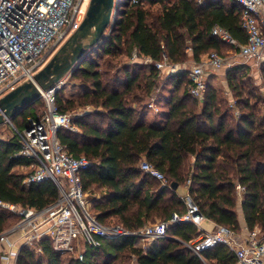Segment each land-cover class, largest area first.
Wrapping results in <instances>:
<instances>
[{
    "label": "trees",
    "instance_id": "trees-1",
    "mask_svg": "<svg viewBox=\"0 0 264 264\" xmlns=\"http://www.w3.org/2000/svg\"><path fill=\"white\" fill-rule=\"evenodd\" d=\"M114 11L102 41L69 74L84 92L76 99L62 97L61 88L55 94L62 113L78 106L100 108L71 117L79 131L57 132L69 154L89 161L80 177L84 192L98 193L92 199L97 219L129 231L167 221L173 213L185 212L176 189L186 186L205 218L238 233V183L244 188L240 207L246 228L264 233V99L245 90L244 64L225 72L235 98L231 106L209 80L203 98L193 97L190 69L182 67L188 59L199 63L218 54L222 45L234 48L212 34L214 25L245 42L239 5L233 0H116ZM131 56L148 57L152 63L131 64ZM163 57L176 66L164 76L154 65ZM260 69L264 84V63ZM161 82L170 86L168 98L158 115L146 120L148 100ZM28 115L38 113L25 108L11 121L23 128ZM19 149L14 133L0 140V200L43 209L56 201L58 189L49 179L22 183L32 161L20 156ZM142 160L163 173L164 184L140 169ZM12 218L18 219L0 207V232ZM198 234L191 223L175 222L149 245L136 235L103 239L98 247L87 248L82 260L66 263L50 239L43 238L32 247L21 246L15 264H234L221 244L203 249L201 259L188 246Z\"/></svg>",
    "mask_w": 264,
    "mask_h": 264
},
{
    "label": "built area",
    "instance_id": "built-area-1",
    "mask_svg": "<svg viewBox=\"0 0 264 264\" xmlns=\"http://www.w3.org/2000/svg\"><path fill=\"white\" fill-rule=\"evenodd\" d=\"M233 1L241 8L240 21L246 35L245 42H238L219 25H214L211 32L236 48L245 61L262 64L264 0ZM88 3L89 0H0V97L32 79L47 63L79 27ZM144 61L151 62V59L145 57ZM154 65L166 75L176 70V66L170 64L166 57ZM222 66L223 59L215 52L195 63L188 73L191 81L189 93L202 99L207 85V67L219 69ZM64 80L40 91L42 109L37 117H26L25 127L16 128L11 119L2 124H8L12 134L18 136V154L32 161L27 166L22 183L28 186L49 179L58 189V198L43 209L20 207L0 200V207L18 218L12 226L0 232L1 264H15L21 246L32 247L43 238L50 239L54 250L62 254L71 252L74 258L82 260L86 249L98 247L103 239L136 235L140 240L152 243L156 238L164 237L167 226L175 222L191 223L197 228L199 234L188 246L201 259L203 249L221 244L234 256V264H264V233L260 229L249 230L245 227L237 233L214 222L212 228H205L204 223L211 220L199 212L197 204L187 192L181 195L186 205L185 212L181 215L173 213L167 221L149 223L136 231H129L117 223L104 224L99 221L85 201L80 177L89 161L84 156L69 154L57 136L60 128L79 131L71 122V116L60 112L56 105V90ZM139 167L149 176L165 183L163 173L147 161L142 160ZM243 189L236 184L239 200Z\"/></svg>",
    "mask_w": 264,
    "mask_h": 264
},
{
    "label": "water",
    "instance_id": "water-1",
    "mask_svg": "<svg viewBox=\"0 0 264 264\" xmlns=\"http://www.w3.org/2000/svg\"><path fill=\"white\" fill-rule=\"evenodd\" d=\"M115 1L89 0L79 27L47 63L33 75L32 79L22 82L0 97V125L39 100L41 90L53 87L70 74L86 54L102 41L114 16ZM171 187L176 189L177 184L172 183Z\"/></svg>",
    "mask_w": 264,
    "mask_h": 264
},
{
    "label": "rangeland",
    "instance_id": "rangeland-1",
    "mask_svg": "<svg viewBox=\"0 0 264 264\" xmlns=\"http://www.w3.org/2000/svg\"><path fill=\"white\" fill-rule=\"evenodd\" d=\"M218 55L223 59V66L219 69H213V68H207L206 73L207 80L213 81L214 85L218 88V91L220 92V95L225 99V102L227 106H231L234 101V95L228 88L225 80V72L232 68L235 65L244 64L245 68L241 71L242 74H244L242 83L245 87L246 91H251L255 95H261V97L264 99V84H263V74L260 69L261 64L255 63L253 61H245L242 57H240L238 50L236 48H232L228 45H222L221 50L219 51ZM131 64L134 63L138 66L144 65V64H150L152 62H145L144 58L139 57H130V60H128ZM195 63L191 59H188L184 64H182V67L192 68V66ZM137 66V68H138ZM166 75L165 73H162V76ZM170 86L165 85L164 82H161L160 87L157 89L156 94L152 97V99L148 100V108H147V114L146 119L151 120L153 119L159 110L163 109V104L168 98L169 95V88ZM61 95L64 98L67 99H76L78 98L83 92V86L80 85L77 81L69 77L67 75L65 77L64 83L61 86ZM264 108V105L262 106ZM42 109V104L40 101H37L27 107L28 111H35L36 113H40ZM100 108H95L92 105H86V106H78L75 109H72L68 111V114L71 117L74 116H80L83 114L91 113L93 111H99ZM235 113H237V110L234 109ZM158 115V114H157ZM12 136V131L8 124H4L0 127V140H7ZM26 172V171H25ZM98 197V193H89L85 192V201L90 208V210L93 212L92 209V199ZM16 218H12L10 221V225L7 227L9 228L12 226ZM159 221V220H156ZM155 221V222H156ZM141 243H147L146 245H149L150 242L147 240H140ZM35 254L38 256V251H35ZM74 254L73 253H63V259L66 263L69 259H73ZM102 257H98L97 260L99 262L102 261Z\"/></svg>",
    "mask_w": 264,
    "mask_h": 264
},
{
    "label": "crops",
    "instance_id": "crops-1",
    "mask_svg": "<svg viewBox=\"0 0 264 264\" xmlns=\"http://www.w3.org/2000/svg\"><path fill=\"white\" fill-rule=\"evenodd\" d=\"M207 68H211V67H207ZM176 192L179 195H183L187 192V188H186V186H179V187H177ZM237 214H238V221H239L240 227L242 230H244L246 226H245V222H244L243 212H242L241 207H240V200L238 201V204H237ZM212 225H213L212 221L204 223V227L207 229L212 228ZM142 245H144V243H142Z\"/></svg>",
    "mask_w": 264,
    "mask_h": 264
}]
</instances>
